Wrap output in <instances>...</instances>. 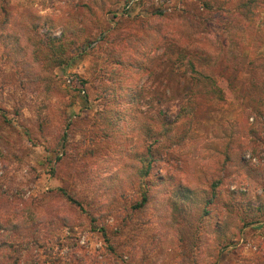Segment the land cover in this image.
<instances>
[{
  "label": "rangeland",
  "instance_id": "374dc122",
  "mask_svg": "<svg viewBox=\"0 0 264 264\" xmlns=\"http://www.w3.org/2000/svg\"><path fill=\"white\" fill-rule=\"evenodd\" d=\"M222 1L39 0L34 11L40 15L59 16L66 11L59 6L71 4L92 33L90 46L72 50L69 62L54 67L48 75L63 88H76L74 99L55 90L38 64L31 66V74L14 69L5 56L1 37L0 109L9 121L0 115V195L16 208L19 204L20 212L27 215L53 217L57 229L66 220L74 226L77 237V248L55 246L50 254L42 255V260H48L46 264H173L181 258V250L187 251L183 261L190 259L191 226L201 221L198 216L204 206L210 215L217 202L216 198L205 205L201 195L204 190L198 189L199 177L194 176V169L213 170L215 157L210 155L213 147L208 142L215 127L221 125L215 132L220 138L241 105L247 84L264 86V45L254 51L237 44L233 18L221 7ZM12 2L18 12L22 0ZM206 2L214 8H205ZM84 4H93V14ZM157 7L165 17L155 20L150 11ZM148 22L159 23L166 37L154 41L143 61L147 69L130 84L135 103L118 104L105 91L118 76L106 49L110 42L117 43L131 33L146 35L143 31ZM11 34L7 35L9 40ZM53 35L59 36L60 29ZM197 51L214 63L219 85L227 96L225 102L195 98L185 87L187 60ZM189 98L195 103L190 105ZM184 103L189 114H179ZM108 104L119 110L120 119L112 118V113H117L109 111ZM161 112L176 117V123L193 117L198 135L181 147L183 171L173 166L174 158L162 143L153 148L156 162L148 179L159 176L163 181L154 185L155 199L148 207L133 208L147 177L140 175L139 162L145 148L133 144L131 133L140 122L146 130L154 126L162 118ZM117 164L122 166L113 171ZM137 180L143 183L135 192L129 188L113 195L107 206L98 202L97 196L106 198L125 182L135 186ZM151 181L146 183L150 185ZM58 188L75 196L82 208L72 204ZM254 208L259 221L250 223ZM233 211L254 233L264 222V203L259 199L234 201ZM109 218L114 221L111 226ZM91 220L97 228L92 227ZM177 225L188 227L181 232ZM99 227H103L107 239ZM218 231L223 234L220 227ZM173 244L178 252L168 251ZM231 255H237L235 248ZM227 257L224 249L217 264Z\"/></svg>",
  "mask_w": 264,
  "mask_h": 264
},
{
  "label": "trees",
  "instance_id": "16d2710c",
  "mask_svg": "<svg viewBox=\"0 0 264 264\" xmlns=\"http://www.w3.org/2000/svg\"><path fill=\"white\" fill-rule=\"evenodd\" d=\"M128 1L125 0L126 3ZM12 3V0H0V39L3 36L2 45L6 58L10 60L14 69L21 70L24 74H31V66L38 64L42 71L47 72L46 77L53 83L52 86L55 90L58 88L62 91V95H69L74 99L78 92L76 88L69 85L63 88L59 83H54L48 75L54 67L66 65L69 62L72 57L70 56L72 50L92 44V33L78 19L76 15L78 9H71L68 19L64 20L63 14L59 16L40 15L30 8H23L17 12L14 10ZM253 3L254 0H223V6L221 7L226 9L233 18L235 30L233 36L237 40V44L246 48L251 47L252 50L256 51L264 45V21L257 22L255 19L257 13H252L249 16L251 12L249 6ZM83 7L93 14V4H84ZM204 7L210 10L214 8L210 2L204 3ZM150 13L155 20L164 16L161 7L155 8ZM57 28L60 29L59 36L53 35L54 30ZM145 32L146 35L131 33L121 38L117 43L110 42L106 49V54L111 58L118 76L112 81V85H106L105 91L118 104L126 106L130 102L135 103L134 88L130 84L140 71L147 69L143 61L148 58L147 53L154 47V41L166 37L159 23L154 25L148 22L143 33ZM10 33L12 34L9 40L7 35ZM187 61L188 80L185 81L188 84L186 83L185 87L189 89L190 94L195 98L206 99L211 102H225L227 96L219 85L214 63L210 62L209 57L203 56L197 51L194 54L192 53ZM187 101L190 105L195 103L190 98ZM117 103L113 105L116 107ZM107 108L109 111L117 113V115L112 113L113 119L121 118V113L112 104H108ZM233 113L235 116L231 121H228L224 135L218 138L215 132L221 125L217 124L212 133L213 136L208 142L212 143L213 147V152H210V155L215 157L216 165L213 170L222 171L225 164L230 160L234 163L238 162L242 166V170L247 168L249 164L246 153L248 154L254 142H264V138H261L258 134L257 127L253 126L264 127V86L253 83L247 84L241 105L237 106ZM160 114H163L162 118L156 121L154 126H149L150 130L149 127L146 130L144 123L140 122V125L134 128L131 133L133 144H139L145 148L139 156V162L142 167L140 175L147 177L140 188V199L132 205L133 208L143 209L148 207L153 198L155 199V193L153 194L154 185L163 181L160 180L159 176L152 181L148 179L156 162L153 148L160 144L162 140L181 148L189 141L195 140L198 135V132L193 128V117H186L176 123V117L172 119L171 116L165 113L161 112ZM179 114H189L185 103L182 104ZM0 115L4 121H9L1 109ZM110 120L109 118L108 122ZM245 129H247V136L244 135ZM140 131L143 134H140ZM248 137H252V140L249 141ZM144 139H146V142H144ZM120 141L122 140L120 139ZM179 159L181 160V157ZM217 165H219V169H217ZM147 181H151L152 184H147ZM199 183L200 179H198L197 184L199 185ZM218 187L219 183L216 181L209 185L210 198H205V205L213 203L217 198L216 190ZM58 190L72 204L82 208V203L75 196L67 194L62 188H58ZM228 195L234 201L249 198L247 192L239 189L229 191ZM14 205L16 204H11L8 198L0 195V264H46L48 260H42L41 256L50 254L55 246L59 248L65 246L68 250L78 247L75 228L72 224H68L66 220L63 219L62 225L57 229L55 227L56 220L53 217L46 218L44 215L35 213L27 215L20 212L19 204L17 208ZM255 211L254 208L250 223L259 221ZM208 216L209 210L204 206L198 219L201 220ZM242 222L244 226L248 225V222L246 223L244 219H242ZM261 224L259 223L258 227ZM91 225L93 228L98 227L93 220H91ZM218 227L209 233L220 237L216 240L217 244L221 243L223 239V234L218 231ZM100 230L104 238L107 239L103 227H99L98 231ZM191 233L190 259L194 251H199L202 243L198 236L193 232ZM49 241H51V244H49ZM235 243V240H230L228 245L222 244V246H219L220 250L214 264L218 263L222 251ZM186 255L187 251L181 250V264H183ZM197 264H199L198 261Z\"/></svg>",
  "mask_w": 264,
  "mask_h": 264
},
{
  "label": "clouds",
  "instance_id": "9594fccd",
  "mask_svg": "<svg viewBox=\"0 0 264 264\" xmlns=\"http://www.w3.org/2000/svg\"><path fill=\"white\" fill-rule=\"evenodd\" d=\"M39 6V0L35 3H24L22 0L21 9L31 8L35 10ZM59 7L65 9L63 19H68V14L71 12V4L60 5ZM252 13H257L255 17L257 22L264 21V0H254V3L250 6ZM257 127L258 134L261 138H264V127L259 125H253ZM244 135L247 136V129L244 130ZM251 141L252 137H248ZM165 152L174 158L173 166L179 167L180 170H185L184 163L179 159L184 150L171 144L168 141L162 140ZM219 159V158H217ZM248 164L247 168H243L238 162L234 163L232 160L225 164L222 171L219 170H200L198 167L194 169L195 174L199 177L200 183L198 189L204 190L201 195L205 198H210V189L214 181L219 183L217 188V202L216 206L210 211V215L207 218H202L198 224L191 226V231L200 238L202 241L199 251H194L192 258L184 260L183 264H214L216 256L220 250L219 245L216 243V236L209 235V233L219 226L223 232L222 244L228 245L230 240H235L236 243L227 247L225 251L228 253V257L221 264H264V223H262L257 231L254 233L250 228H246L243 225L240 216L233 211L234 200L229 197V191L247 192L249 198L254 202L259 199L261 203H264V142L256 141L252 144L248 151ZM122 164H117L116 169L120 168ZM219 169V165L217 166ZM247 173V174H245ZM143 182L137 180L135 186L125 182L122 184L116 192L106 198L97 196L99 203L108 205L113 195L124 193L126 189H131L132 192L137 190V186ZM107 207L105 208V211ZM111 226L114 221L109 218L107 221ZM186 225H177L179 231H184ZM236 249L237 255L233 257L232 250ZM178 252L179 249L175 244L168 249L169 252ZM159 264V262H157ZM173 264H181V258H177Z\"/></svg>",
  "mask_w": 264,
  "mask_h": 264
}]
</instances>
